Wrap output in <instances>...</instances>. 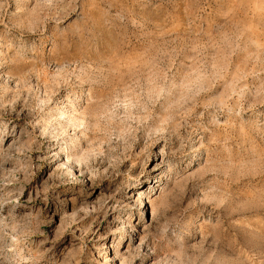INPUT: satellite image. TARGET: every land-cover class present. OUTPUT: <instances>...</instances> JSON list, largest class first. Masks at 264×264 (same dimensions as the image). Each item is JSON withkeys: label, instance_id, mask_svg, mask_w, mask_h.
Masks as SVG:
<instances>
[{"label": "rangeland", "instance_id": "rangeland-1", "mask_svg": "<svg viewBox=\"0 0 264 264\" xmlns=\"http://www.w3.org/2000/svg\"><path fill=\"white\" fill-rule=\"evenodd\" d=\"M0 264H264V0H0Z\"/></svg>", "mask_w": 264, "mask_h": 264}]
</instances>
